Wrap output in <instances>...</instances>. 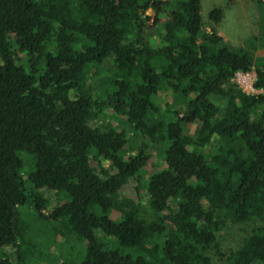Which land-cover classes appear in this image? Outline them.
I'll return each instance as SVG.
<instances>
[{"label": "trees", "instance_id": "obj_1", "mask_svg": "<svg viewBox=\"0 0 264 264\" xmlns=\"http://www.w3.org/2000/svg\"><path fill=\"white\" fill-rule=\"evenodd\" d=\"M261 47L207 32L200 0H0V264H25L24 206L85 242L60 264H264ZM250 72L251 94L234 82ZM145 140L161 159L146 176ZM130 180L144 211L118 197ZM236 225L252 227L225 252Z\"/></svg>", "mask_w": 264, "mask_h": 264}, {"label": "rangeland", "instance_id": "obj_2", "mask_svg": "<svg viewBox=\"0 0 264 264\" xmlns=\"http://www.w3.org/2000/svg\"><path fill=\"white\" fill-rule=\"evenodd\" d=\"M216 8L222 9V17L218 22H214L209 18L210 12ZM200 9L207 32H210L212 29L215 30L231 48L251 52L255 57L262 53L263 49H261V46L264 43V30L262 26L264 21V8L258 6L256 0H200ZM146 38L153 44L159 43L158 32L155 29L149 30ZM111 68V62L107 60L104 62L101 71L103 74H107L110 73ZM254 76L253 72L237 73L234 77V82L244 92L250 94L256 93L257 91L252 87ZM167 100H169V97ZM108 119L105 114L99 115L90 121V126L92 128L100 127L107 123ZM112 124L119 126L118 121L112 120ZM197 130L198 124H194L189 127L187 134L195 137ZM144 143L148 146L147 152L153 156L142 172L146 176L161 169V159L159 145L151 144L147 140ZM90 165L97 174L103 176L101 169L108 168L109 162L104 159L91 158ZM136 187L137 182L130 180L121 188L118 197L119 199L133 201L144 211V199L140 200L138 198ZM41 193L51 203L56 201L54 191L42 189ZM19 215L22 224L29 232L27 237L28 244L25 246V249L28 250L25 253V264H60L61 262L80 261L84 257L85 242L82 239L75 235L68 236L67 234H63L65 230L58 227L55 223L38 220L34 211L28 206L21 207L19 209ZM248 226H232L229 235L223 242V251L226 252L229 248L232 249L235 247L241 238L247 234L248 230L251 229L252 225ZM99 237L102 239V242L108 243V247H114L115 243L112 239H104L101 235ZM1 252L15 261V248L7 247Z\"/></svg>", "mask_w": 264, "mask_h": 264}]
</instances>
